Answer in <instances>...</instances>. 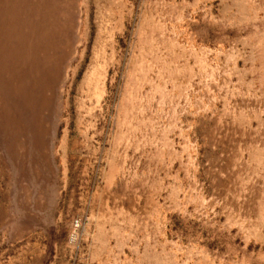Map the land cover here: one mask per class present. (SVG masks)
Here are the masks:
<instances>
[{
	"label": "rangeland",
	"instance_id": "rangeland-1",
	"mask_svg": "<svg viewBox=\"0 0 264 264\" xmlns=\"http://www.w3.org/2000/svg\"><path fill=\"white\" fill-rule=\"evenodd\" d=\"M61 1L57 45L51 39L42 55L50 56L46 71L0 78V264L81 261L108 160L152 147L156 115L147 105L189 101L187 92L153 85L162 80L156 71L170 66L165 58L178 54L171 27L184 0ZM211 3L212 36L248 38L251 25L257 47L264 0H233L226 25L220 0ZM25 81L30 92L22 99Z\"/></svg>",
	"mask_w": 264,
	"mask_h": 264
},
{
	"label": "crops",
	"instance_id": "crops-1",
	"mask_svg": "<svg viewBox=\"0 0 264 264\" xmlns=\"http://www.w3.org/2000/svg\"><path fill=\"white\" fill-rule=\"evenodd\" d=\"M202 2L184 0L178 54L153 84L189 101L147 105L152 147L109 157L76 264H264V37L212 36ZM219 6L226 25L233 0Z\"/></svg>",
	"mask_w": 264,
	"mask_h": 264
},
{
	"label": "bare ground",
	"instance_id": "bare-ground-1",
	"mask_svg": "<svg viewBox=\"0 0 264 264\" xmlns=\"http://www.w3.org/2000/svg\"><path fill=\"white\" fill-rule=\"evenodd\" d=\"M59 2L62 1L38 0L33 6V0H0V78L5 80L7 71L10 82L30 70L46 71L45 61L48 63L50 56L42 55L51 45V39L57 45L59 17L66 11V6ZM27 83L19 88L22 99L30 92Z\"/></svg>",
	"mask_w": 264,
	"mask_h": 264
}]
</instances>
